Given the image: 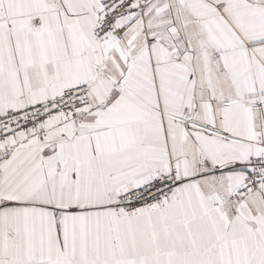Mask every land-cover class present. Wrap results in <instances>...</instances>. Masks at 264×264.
Returning <instances> with one entry per match:
<instances>
[{
  "label": "snow or ice",
  "instance_id": "snow-or-ice-1",
  "mask_svg": "<svg viewBox=\"0 0 264 264\" xmlns=\"http://www.w3.org/2000/svg\"><path fill=\"white\" fill-rule=\"evenodd\" d=\"M0 264H264V0H0Z\"/></svg>",
  "mask_w": 264,
  "mask_h": 264
}]
</instances>
